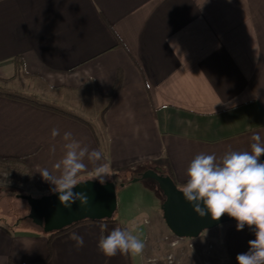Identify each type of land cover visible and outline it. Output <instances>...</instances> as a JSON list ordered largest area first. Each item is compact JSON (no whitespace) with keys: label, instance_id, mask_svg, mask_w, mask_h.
I'll use <instances>...</instances> for the list:
<instances>
[{"label":"crops","instance_id":"1","mask_svg":"<svg viewBox=\"0 0 264 264\" xmlns=\"http://www.w3.org/2000/svg\"><path fill=\"white\" fill-rule=\"evenodd\" d=\"M0 89L52 107L0 95V157L24 160L34 178L21 181L38 198L45 194L36 181L57 187L73 142L77 152L88 150L77 182L93 179L106 163L115 186L132 166L186 183L198 154L215 155L220 164L231 151H251L253 135L264 144V0H0ZM65 132L72 133L67 140ZM93 150L100 160L89 159ZM10 172L0 169L4 215ZM19 207L28 213L29 204ZM131 217L126 221L135 225ZM130 224L88 222L49 244L43 231L0 226V264H142L141 253L107 258L97 247L101 236ZM217 228L218 255L237 264L248 251L246 231L232 223ZM73 233L83 236V247ZM199 238L179 241L194 245L181 247L190 258L183 264H203L208 244Z\"/></svg>","mask_w":264,"mask_h":264},{"label":"clouds","instance_id":"2","mask_svg":"<svg viewBox=\"0 0 264 264\" xmlns=\"http://www.w3.org/2000/svg\"><path fill=\"white\" fill-rule=\"evenodd\" d=\"M58 134V129L51 132L53 137ZM71 135V132H65L64 139H69ZM251 139V151H231L220 164L215 163V155L198 154L187 168V183L180 189L186 201L196 202L194 211L198 215L207 213L213 221L227 215L236 221L237 231L246 226L253 229L255 238L248 242L247 252L236 256L237 264H264V163L259 160L264 155V144L259 142V135H253ZM66 147L69 150L62 160L64 173L55 181L57 187L54 190L60 193L59 201L63 207L70 208L76 200H80L83 207L88 202L87 197L83 194L74 195L71 189L77 183V174L85 169L80 161L88 150L84 148L77 152L79 144L76 142ZM89 159L100 160L101 152L93 150ZM55 167L59 168L60 165ZM108 174L109 166L105 163L95 169L93 179L104 185ZM41 175L44 179L49 178L46 170ZM200 201L203 202V210L199 206ZM134 228L135 225H132L122 230L118 226L107 236H101L97 245L99 252L107 258L117 253L140 254L144 244L133 235ZM70 239L75 241L77 248L83 247V236L73 233Z\"/></svg>","mask_w":264,"mask_h":264},{"label":"rangeland","instance_id":"3","mask_svg":"<svg viewBox=\"0 0 264 264\" xmlns=\"http://www.w3.org/2000/svg\"><path fill=\"white\" fill-rule=\"evenodd\" d=\"M140 171V166H132L120 176L121 178L118 175L116 176L117 210L114 216L123 219L124 224L128 225L130 223L126 221L127 216L132 215L133 217L131 218H133L135 225L142 228V230H138L137 234V238L144 244L140 254L142 264H183L190 258L186 251H183L182 254L180 253L181 247L187 248L188 246L192 248L194 245L187 244V242L179 244L181 239L174 237L169 232L161 219L160 207L162 202L153 188L152 181L146 179L133 182L136 178L135 175L141 174ZM23 179L22 175L17 173H11V177L7 179V211L4 215L1 208L2 213L0 214V226L16 233L22 231L24 227L23 218L27 217L28 214L23 208L19 207L20 204H29L24 199V196L28 195L32 198H38L39 196L38 193L31 189L30 183L27 185L26 180L22 182ZM12 194L20 197L15 199L13 196L12 199L10 198ZM157 214L160 215V218L157 217ZM144 220L148 222L144 223ZM143 223L146 225H143ZM217 227L203 231L199 236L204 246L208 244L206 252L199 255V260L203 264H226L227 257H222L223 252H221L222 256L220 253L218 255V250L222 249V235L219 232L220 228ZM170 238L173 239L171 242H175L174 245L170 244L172 248L168 244ZM193 240L195 242V239ZM223 258L224 262H222Z\"/></svg>","mask_w":264,"mask_h":264},{"label":"water","instance_id":"4","mask_svg":"<svg viewBox=\"0 0 264 264\" xmlns=\"http://www.w3.org/2000/svg\"><path fill=\"white\" fill-rule=\"evenodd\" d=\"M146 179L155 182L164 197L160 207L162 219L174 237L192 240L198 238L203 231L219 225L236 224V221L227 215L217 221H213L207 213L204 216L198 215L194 211L196 202L186 201L176 183L167 175L146 170L133 182ZM71 191L74 195L86 196L87 204L82 207L80 200H76L70 208H65L59 201L60 193L57 191L35 199L27 197L29 203L27 219L47 234L84 220L99 222L111 219L115 215L117 197L113 181L108 180L101 185L97 180L86 179L78 181ZM199 206L202 210L204 209L202 201L199 202Z\"/></svg>","mask_w":264,"mask_h":264},{"label":"trees","instance_id":"5","mask_svg":"<svg viewBox=\"0 0 264 264\" xmlns=\"http://www.w3.org/2000/svg\"><path fill=\"white\" fill-rule=\"evenodd\" d=\"M119 87H120V80L118 78L114 89L112 90L111 94L109 95L111 100H113L115 98V96L117 95ZM0 95H6V96H9V97H12V98H16V99L27 100L29 102L36 103V104H38V106H41V107L52 108V107L47 106L46 104L37 103L34 100L27 99V98L23 97L21 94L16 93V92L5 93V92H3L2 89H0ZM72 117L82 121L83 123H87L84 119H81V118L76 117V116H72ZM95 135H96V140H97L98 146L103 148L104 143H103L102 135H100V134H95ZM0 169L1 170H7V171H13V172H15L17 174L26 175V176H30L31 178H34L30 168L24 162L23 159L12 158V157H5V158L0 157ZM159 174H161V173H159ZM137 176H139V174L135 175V177H137ZM92 180H95V179H92ZM109 181H111V180H109ZM152 183H153V188L158 193V196L160 197V201L162 202L164 200V197H163L161 191L157 188V185L155 184V182L152 181ZM186 183L176 184V185H177V187L179 189H181V186L186 184ZM36 185H37L38 189L41 191V193H43V194H50L52 192H55V190H54L55 187H53V186L41 185L40 182H38V181H36ZM88 222H91V221L84 220V221H81L79 223L72 224L71 226H68V227H66V228H64L62 230H59V231H56V232H52V233H47L46 236H47V239H48V244L51 242V240L54 237H56L58 235H61V234L65 233V232H68L69 230H71L72 228H74V227H76V226H78L80 224H85V223H88ZM99 222L100 223H115L116 222V218H115V216H113L111 219L102 220V221H99ZM23 225L26 226V227H30V228L32 227L34 229L42 231L41 228L34 226L31 223V221L29 219H27V217L23 218ZM232 226L236 227V224H232ZM243 230L246 231L248 241H250V240L255 238L254 237V232L249 227L246 226ZM8 264H48V259L43 260V261H35V262H28V263H14L12 261H9Z\"/></svg>","mask_w":264,"mask_h":264},{"label":"built area","instance_id":"6","mask_svg":"<svg viewBox=\"0 0 264 264\" xmlns=\"http://www.w3.org/2000/svg\"><path fill=\"white\" fill-rule=\"evenodd\" d=\"M170 244H171V245H174V244H175V242H171Z\"/></svg>","mask_w":264,"mask_h":264}]
</instances>
